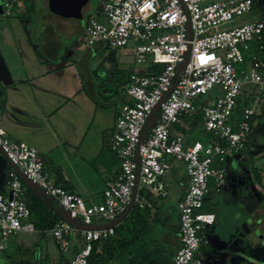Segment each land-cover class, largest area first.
<instances>
[{
	"label": "built area",
	"instance_id": "built-area-1",
	"mask_svg": "<svg viewBox=\"0 0 264 264\" xmlns=\"http://www.w3.org/2000/svg\"><path fill=\"white\" fill-rule=\"evenodd\" d=\"M18 1L5 0L6 17L13 15ZM101 4L103 20L88 22L86 45L129 48L136 65H151L134 71L126 84L129 99L118 114L110 144L120 165L107 181L101 203L89 205L57 184L35 147L11 139L0 124V154L8 161L0 192V240L36 230L25 200L28 185L66 214L67 219L49 231L62 251L69 250L75 231L84 239L82 251L70 264H91L93 244L114 237V223L133 206L144 208L147 192L168 197L166 179L169 161L174 160L185 165L189 178L178 204L180 247L174 264H203L202 234L216 222L214 214L202 211L207 194L211 184L217 193L224 189L226 164L242 152L255 110L247 108L236 128L230 120L246 84L258 86L264 94V21L239 22L253 12L255 0H103ZM217 87L220 97L198 108V99ZM199 111L205 131L223 143L187 145L181 134H174L184 116ZM96 219L111 225L95 228Z\"/></svg>",
	"mask_w": 264,
	"mask_h": 264
},
{
	"label": "crops",
	"instance_id": "crops-1",
	"mask_svg": "<svg viewBox=\"0 0 264 264\" xmlns=\"http://www.w3.org/2000/svg\"><path fill=\"white\" fill-rule=\"evenodd\" d=\"M29 1L34 5L37 2ZM41 1L50 14L42 15V28L36 35L31 29V14H28L23 0L16 4L18 9L14 10L15 15L10 16L14 18L11 24L0 22V26H5L0 30V51L13 79L9 86L0 82V106L3 105L0 124L11 139L25 142L39 151L46 170L61 187L78 194L89 205L98 204L103 200L107 181L114 177L119 166L110 144L118 114L128 101L125 88L129 74H121L114 87L111 80L102 82L85 63V58L87 50L93 52L96 46L105 44L83 47L73 42L64 45L61 37L71 36L72 23L54 13L49 0ZM261 1L256 0L254 10ZM93 14L81 25L83 35L91 19L103 20L101 6ZM119 51L133 58L129 48ZM117 88L123 96L120 106L114 107L112 102L118 96ZM110 97L109 101L105 100ZM240 97L253 104L248 108L255 110L251 138L244 142L242 152L228 160L226 185L222 192L217 193L214 184L210 186L204 212L214 214L216 222L202 234L200 253L203 264H264V169L255 166V158L264 153L259 145H253L257 122L264 115V94L242 93ZM182 125L186 129L187 126ZM186 131L176 126L174 134H181L187 145L196 142L208 145L204 123L201 128L187 127ZM169 163L167 198L174 191L176 180L181 179L174 203L179 212L178 204L189 178L183 163L174 160ZM230 170L234 177H228ZM212 194H224L223 201L216 203L215 208L210 207ZM167 198L147 192L146 205L139 207L141 211L137 214L143 222L137 224L142 228V240L150 246L155 244L165 248L168 264H174L180 247V214L174 218L168 212H161V201ZM47 201L54 205L55 213L67 219L56 204ZM146 208L148 212H144ZM130 216L131 210L125 217L129 220ZM125 217L114 223L115 227L124 225ZM245 224L250 229L249 233L243 229ZM110 225L98 219L93 222L95 228ZM128 225L132 227L135 222L129 220ZM76 226L79 229L83 227L80 222H76ZM21 234H36L38 238L20 237ZM116 235L114 237H118ZM0 245L5 247L0 249V264H70L82 251L85 242L80 232L75 231L70 236L69 250L62 251L49 231L35 230L0 240ZM9 250L13 259L8 257ZM103 254L105 264H129L133 257L131 248L116 252L108 249Z\"/></svg>",
	"mask_w": 264,
	"mask_h": 264
},
{
	"label": "rangeland",
	"instance_id": "rangeland-1",
	"mask_svg": "<svg viewBox=\"0 0 264 264\" xmlns=\"http://www.w3.org/2000/svg\"><path fill=\"white\" fill-rule=\"evenodd\" d=\"M2 2V11H3V17L0 16V22L5 23H12L14 20L13 17H6V8H5V0H0ZM101 0H90L89 4L84 8L83 11V19L82 20H76V19H69L70 23H72V34L69 38L67 37H61L62 43L64 45H67L68 43L71 45L73 42H77V44H80V46L86 47V40H85V34L83 35L81 31V25L83 23H86L94 14L95 11H97L100 6ZM212 1H220V0H212ZM256 5V0H255ZM25 10V8H24ZM50 14L49 9H47V6L42 4L41 0H37L36 4L34 5V11L31 14L30 18L33 20V26L31 29L34 31L35 35L41 30L42 28V15ZM14 13L13 15H15ZM53 14V13H52ZM255 21H264V0L259 2L256 9L247 15H245L243 18L239 20L240 23L245 22H255ZM4 24H1L0 30L4 28ZM1 39V38H0ZM18 40V38H17ZM1 42V40H0ZM86 58L85 63L88 65V67L92 70V72L95 73L96 77L101 78L102 82L104 80H111L110 82L111 86H116L115 81H117V78L121 77V74H130L134 72V70H145L150 68L151 65H136L133 58L129 54H124L122 51L119 50H111L108 47L104 46H96L94 48L93 52H90L89 50L86 51ZM5 86V85H4ZM117 94L115 96L114 101L112 102V105L114 107H119L121 104V98L123 96L122 91L117 88ZM259 87L253 84H246L243 87V93L246 94H259ZM221 95V89L219 87L215 88L213 91H211L208 95L200 97L199 101L197 102L200 105H211L213 104L218 97ZM112 97V96H111ZM110 98L105 99L106 101H109ZM127 99L128 96L126 95ZM103 103H106L103 101ZM110 105V106H112ZM260 124V125H259ZM257 128H255L254 137H253V145H259V149H263L264 153V115L260 116L258 122H257ZM256 167L264 169V154L258 155L257 158H255ZM234 174L230 170L228 173V177ZM178 180V181H177ZM176 180V186L174 188V191L171 193V196L165 200L161 201V212H168L170 213L174 218H177L180 212L177 211V209L174 206V203L178 197V184L181 181V179ZM224 194L215 195L212 194L210 199V207L215 208L218 204L223 201ZM214 200L216 202H214ZM153 231V230H152ZM153 232H156V229H154ZM20 237H27V238H38L36 234H21ZM11 254V251L9 250L8 257L10 259H13ZM204 263V261H203Z\"/></svg>",
	"mask_w": 264,
	"mask_h": 264
},
{
	"label": "trees",
	"instance_id": "trees-1",
	"mask_svg": "<svg viewBox=\"0 0 264 264\" xmlns=\"http://www.w3.org/2000/svg\"><path fill=\"white\" fill-rule=\"evenodd\" d=\"M23 3L27 7V12L30 15L34 11V4L29 0H23ZM18 9V6H15V11ZM133 73V72H132ZM130 73L129 76L132 74ZM128 81V80H127ZM199 101V99H198ZM197 101V102H198ZM196 102V106L199 108L201 105ZM253 104H250L248 100L240 97L237 101L236 108L233 112V116L230 120L231 124L236 128L237 125L244 119V112ZM3 109V105L0 106V110ZM255 116H252L250 119V123L253 125V121ZM184 122V123H183ZM204 123L203 114L201 111L194 115H188L183 117V121L180 126V130L183 132H187L186 129H198L202 127ZM187 126L186 129L183 127ZM207 135L208 145L210 143H223L212 133L205 131ZM251 135V133H250ZM248 136L246 140H250L251 136ZM117 157V156H116ZM118 165H120V161L118 159ZM257 176H260V172L258 171ZM59 185V183L57 182ZM60 186V185H59ZM68 190V189H66ZM25 200L31 210V220L35 225V229L40 232L50 231L57 222L63 220L57 213L54 212L52 207L54 205L50 204L46 198L39 195V193L30 188H26ZM140 209L138 205H135L131 209L130 222H135V225L132 227L128 225L129 220L125 217L123 219L124 225L120 227H116V236L109 238L103 242H95L92 247L91 254L89 256V262L91 264H105L104 262V252L108 251V249H112L113 252L125 250L127 248H131L133 251V257L130 260L129 264H168L167 251L160 245H152L150 246L147 242L142 240L141 233L142 228L138 226L137 223L143 222V218H140L137 214L140 213ZM204 212V208L202 209ZM144 212H148L146 208ZM102 244V245H101Z\"/></svg>",
	"mask_w": 264,
	"mask_h": 264
},
{
	"label": "water",
	"instance_id": "water-1",
	"mask_svg": "<svg viewBox=\"0 0 264 264\" xmlns=\"http://www.w3.org/2000/svg\"><path fill=\"white\" fill-rule=\"evenodd\" d=\"M90 0H49L51 10L67 19H83V9L89 4ZM2 2L0 1V15H3ZM0 82L9 86L13 83V79L10 70L5 62L4 57L0 51ZM156 122V116L153 117L150 122V126H153ZM8 166L7 159L0 154V192L4 190L6 169ZM245 233H249L250 229L247 224L243 227Z\"/></svg>",
	"mask_w": 264,
	"mask_h": 264
}]
</instances>
